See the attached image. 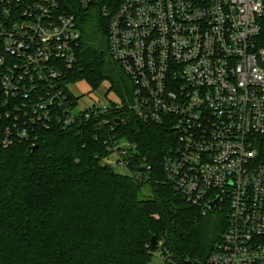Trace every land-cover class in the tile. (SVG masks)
I'll return each mask as SVG.
<instances>
[{
  "label": "built area",
  "instance_id": "obj_1",
  "mask_svg": "<svg viewBox=\"0 0 264 264\" xmlns=\"http://www.w3.org/2000/svg\"><path fill=\"white\" fill-rule=\"evenodd\" d=\"M92 1L0 0V147L90 120L97 136L108 130L106 162L147 181L151 163L129 167L136 144L117 138L120 114L108 117L131 110L171 134L163 181L202 213L226 214L205 264H264L263 1L107 0L108 54L132 88L127 102L114 92L107 102L101 84L82 106L65 76L80 42L72 10ZM161 246L154 253L170 264Z\"/></svg>",
  "mask_w": 264,
  "mask_h": 264
},
{
  "label": "trees",
  "instance_id": "obj_2",
  "mask_svg": "<svg viewBox=\"0 0 264 264\" xmlns=\"http://www.w3.org/2000/svg\"><path fill=\"white\" fill-rule=\"evenodd\" d=\"M106 1L74 6L80 42L65 79L93 90L106 82L125 103L131 81L108 54V19L100 13ZM119 114L117 138L136 144L124 158L130 168L149 161L147 181L106 162L108 130L97 136L90 120L40 130L35 150L26 142L0 147V264H152L160 241L170 264H205L225 212L202 213L163 181L161 157L172 143L164 125L144 124L126 108L108 117Z\"/></svg>",
  "mask_w": 264,
  "mask_h": 264
},
{
  "label": "rangeland",
  "instance_id": "obj_3",
  "mask_svg": "<svg viewBox=\"0 0 264 264\" xmlns=\"http://www.w3.org/2000/svg\"><path fill=\"white\" fill-rule=\"evenodd\" d=\"M106 85H108V84H106ZM106 87L107 86H105V88ZM69 88L75 96H80L81 100L79 99V102L81 103L82 106L83 105H90L93 103L94 96L92 94L93 93L92 86L88 82H86L85 80L73 81ZM96 93L98 94V92H96ZM127 94H129V93H127ZM103 98L107 102H110L112 99L115 98L113 91H111V90L107 91V95L104 96ZM147 191H148L147 186H144L143 187V193L145 195H147ZM151 263L152 264H163V261L158 254L153 253Z\"/></svg>",
  "mask_w": 264,
  "mask_h": 264
},
{
  "label": "water",
  "instance_id": "obj_4",
  "mask_svg": "<svg viewBox=\"0 0 264 264\" xmlns=\"http://www.w3.org/2000/svg\"><path fill=\"white\" fill-rule=\"evenodd\" d=\"M37 148H38V145H34V146L31 147L30 150H35V149H37ZM214 204H215V202H211V203H210V206L213 207ZM152 243H154V240H153V239H152ZM197 264H201V263H197Z\"/></svg>",
  "mask_w": 264,
  "mask_h": 264
},
{
  "label": "crops",
  "instance_id": "obj_5",
  "mask_svg": "<svg viewBox=\"0 0 264 264\" xmlns=\"http://www.w3.org/2000/svg\"><path fill=\"white\" fill-rule=\"evenodd\" d=\"M107 83L105 82V83H103V87H104V89H108L109 88V85H106ZM105 86H107L106 88H105ZM93 94V93H92Z\"/></svg>",
  "mask_w": 264,
  "mask_h": 264
}]
</instances>
